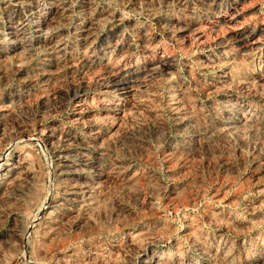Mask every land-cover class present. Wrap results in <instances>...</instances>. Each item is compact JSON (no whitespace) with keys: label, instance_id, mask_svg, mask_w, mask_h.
Instances as JSON below:
<instances>
[{"label":"rangeland","instance_id":"obj_1","mask_svg":"<svg viewBox=\"0 0 264 264\" xmlns=\"http://www.w3.org/2000/svg\"><path fill=\"white\" fill-rule=\"evenodd\" d=\"M0 264H264V0H0Z\"/></svg>","mask_w":264,"mask_h":264},{"label":"bare ground","instance_id":"obj_2","mask_svg":"<svg viewBox=\"0 0 264 264\" xmlns=\"http://www.w3.org/2000/svg\"><path fill=\"white\" fill-rule=\"evenodd\" d=\"M1 163V162H0Z\"/></svg>","mask_w":264,"mask_h":264}]
</instances>
